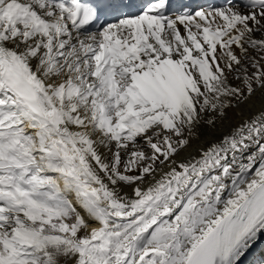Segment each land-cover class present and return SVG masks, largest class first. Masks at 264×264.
I'll return each instance as SVG.
<instances>
[{"label":"snow or ice","instance_id":"1","mask_svg":"<svg viewBox=\"0 0 264 264\" xmlns=\"http://www.w3.org/2000/svg\"><path fill=\"white\" fill-rule=\"evenodd\" d=\"M0 0V264H239L264 233V0Z\"/></svg>","mask_w":264,"mask_h":264},{"label":"bare ground","instance_id":"2","mask_svg":"<svg viewBox=\"0 0 264 264\" xmlns=\"http://www.w3.org/2000/svg\"><path fill=\"white\" fill-rule=\"evenodd\" d=\"M134 1L136 2L135 4L140 2V0H134ZM187 2H189V0H173L174 5L177 6V7L179 5L187 3ZM129 10L133 11L132 8H130ZM263 251H264V233L261 234V243L253 245V249H249V253H247L248 254L247 256L252 258L253 257V253H261V252L263 253ZM241 260H242V258H241ZM245 260H246V258H245ZM261 262H258L256 264H260ZM239 264H247V263H246V261L242 260V261L239 262ZM262 264H264V260H263Z\"/></svg>","mask_w":264,"mask_h":264},{"label":"rangeland","instance_id":"3","mask_svg":"<svg viewBox=\"0 0 264 264\" xmlns=\"http://www.w3.org/2000/svg\"><path fill=\"white\" fill-rule=\"evenodd\" d=\"M263 253H264V251H263ZM263 253L262 252L261 253H253V257L252 258L248 257L247 256L248 254L246 253L245 256L242 257V260L246 261L247 264H256V263L261 262V261L263 262V260H264V254ZM245 258H246V260H245ZM262 262L260 264H262Z\"/></svg>","mask_w":264,"mask_h":264}]
</instances>
